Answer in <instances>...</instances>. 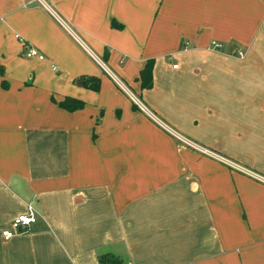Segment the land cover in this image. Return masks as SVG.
Wrapping results in <instances>:
<instances>
[{
  "label": "crops",
  "instance_id": "1",
  "mask_svg": "<svg viewBox=\"0 0 264 264\" xmlns=\"http://www.w3.org/2000/svg\"><path fill=\"white\" fill-rule=\"evenodd\" d=\"M227 161L264 177V0H0V264H264V183Z\"/></svg>",
  "mask_w": 264,
  "mask_h": 264
},
{
  "label": "built area",
  "instance_id": "2",
  "mask_svg": "<svg viewBox=\"0 0 264 264\" xmlns=\"http://www.w3.org/2000/svg\"><path fill=\"white\" fill-rule=\"evenodd\" d=\"M47 10L51 13V15H53L57 20H59L56 16V14L54 12H52L49 8H47ZM15 38L18 39L20 45L23 47V56L26 58H30V57H37L39 59L42 58V55L39 53V51H37V49L33 48L32 46H28L25 44V41H23V39L21 37H19L18 34L14 35ZM213 47L215 48H219L220 45L218 43L212 42ZM97 63L101 64L100 62L97 61ZM101 68L105 69V67L103 65H99ZM176 65H173V67H175ZM106 72L111 76V78L113 79V81L115 82V84L117 86H119L124 92H126L127 94H129V97L131 98L132 102L138 106L141 110L144 111H148L145 106L138 100V98H136L134 95H132L129 91V89L114 75H112V73H110L108 70H106ZM166 129H168L172 134L175 135V137H177L179 140L183 141L184 143L188 144L189 146H191L194 149L199 150L202 153H207V154H213V152L196 145L195 143H192L190 141H188L187 139L180 137L178 134H176L173 130H171L170 128L166 127L165 125H163ZM231 166L241 170L242 172L254 177L255 179L261 181L264 183V177L261 175H258L257 173H254L253 171H250L238 164H235L233 162H229L227 161ZM36 218V211L33 209V207L30 204L26 205V211L24 213H20L18 215H16L14 218H12V220L9 223V227L6 229H3L1 231V237L3 239H9L10 237H12L14 234H16L17 232L23 231L29 224L33 223L35 221Z\"/></svg>",
  "mask_w": 264,
  "mask_h": 264
},
{
  "label": "trees",
  "instance_id": "3",
  "mask_svg": "<svg viewBox=\"0 0 264 264\" xmlns=\"http://www.w3.org/2000/svg\"><path fill=\"white\" fill-rule=\"evenodd\" d=\"M152 59L147 60L139 70V79L141 88H148L152 82ZM81 101L72 97H65L58 102V105L66 110H74L81 106ZM36 219V218H35ZM26 229V228H25ZM98 264H122V261L111 253H102L97 255Z\"/></svg>",
  "mask_w": 264,
  "mask_h": 264
}]
</instances>
